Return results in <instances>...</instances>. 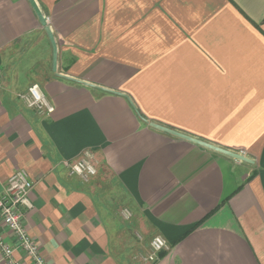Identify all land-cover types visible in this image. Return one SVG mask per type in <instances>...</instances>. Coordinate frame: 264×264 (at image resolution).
I'll list each match as a JSON object with an SVG mask.
<instances>
[{
	"label": "crops",
	"instance_id": "crops-1",
	"mask_svg": "<svg viewBox=\"0 0 264 264\" xmlns=\"http://www.w3.org/2000/svg\"><path fill=\"white\" fill-rule=\"evenodd\" d=\"M36 2L57 71L93 85L52 70L28 0H0V189L27 171L24 225L46 261L264 264V0ZM32 83L52 113L19 97ZM86 151L96 174L82 181L63 160ZM0 234L14 245L1 223ZM156 234L168 248L144 262Z\"/></svg>",
	"mask_w": 264,
	"mask_h": 264
},
{
	"label": "built area",
	"instance_id": "built-area-1",
	"mask_svg": "<svg viewBox=\"0 0 264 264\" xmlns=\"http://www.w3.org/2000/svg\"><path fill=\"white\" fill-rule=\"evenodd\" d=\"M25 105L38 112L52 113L53 105L47 100L41 87L32 83L25 92L19 94ZM90 153L75 161L63 160V165L69 175L78 176L82 181H88L96 174V168L90 160ZM33 182L23 168L16 169L0 189V223L11 232L14 245L8 243L0 234V261L4 264H23L14 257V251L20 250L30 260L31 264H49L40 252L39 243L32 237L24 225L25 214L32 208L29 193ZM124 216L129 217V211L124 210ZM137 237L140 235L137 233ZM168 248L167 241L161 235H153L149 241L148 250L140 258L144 262L158 259L159 253Z\"/></svg>",
	"mask_w": 264,
	"mask_h": 264
},
{
	"label": "water",
	"instance_id": "water-1",
	"mask_svg": "<svg viewBox=\"0 0 264 264\" xmlns=\"http://www.w3.org/2000/svg\"><path fill=\"white\" fill-rule=\"evenodd\" d=\"M28 2L30 3L32 9L34 10V12H35V14H36V16L38 18V21L43 26L44 31H45L48 39H49V42H50V45H51V49H52V70L56 73V75H58V76H60L62 78L75 80V81H77L79 83H83V84H86V85H89V86H93L90 83H86L84 81H81L79 79H75L73 77H70V76H68L66 74H62V73L57 71V44H56L55 36H54L50 26L47 23L46 16H44L42 11L40 10L36 0H28ZM106 91H109V92H112V93H116L115 91L108 90V89ZM148 124H149L150 127L154 128V129L160 130L162 132L168 133V134L173 135L175 137H178V138L184 139L186 141L192 142L194 144H197L199 146L205 147V148L210 149L212 151L221 153L223 155L229 156L231 158H234V159H237V160H240V161H243V162H247V163H253L254 162L251 158L247 157L243 153H240V152L235 151L233 149L222 147V146H220L218 144H215V143H212V142H209V141H205L203 139L197 138L195 136H192V135H190L188 133H185L183 131L177 130L175 128H172V127H169V126H166V125L154 122V121H149Z\"/></svg>",
	"mask_w": 264,
	"mask_h": 264
},
{
	"label": "trees",
	"instance_id": "trees-1",
	"mask_svg": "<svg viewBox=\"0 0 264 264\" xmlns=\"http://www.w3.org/2000/svg\"><path fill=\"white\" fill-rule=\"evenodd\" d=\"M163 253H164V251H161V252L159 253V257H160Z\"/></svg>",
	"mask_w": 264,
	"mask_h": 264
}]
</instances>
